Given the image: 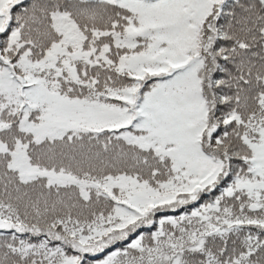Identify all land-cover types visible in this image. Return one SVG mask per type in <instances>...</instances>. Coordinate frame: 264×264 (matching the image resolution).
<instances>
[{
    "label": "snow or ice",
    "instance_id": "1",
    "mask_svg": "<svg viewBox=\"0 0 264 264\" xmlns=\"http://www.w3.org/2000/svg\"><path fill=\"white\" fill-rule=\"evenodd\" d=\"M0 264H264V0H0Z\"/></svg>",
    "mask_w": 264,
    "mask_h": 264
}]
</instances>
